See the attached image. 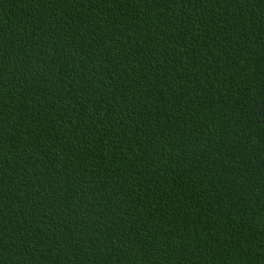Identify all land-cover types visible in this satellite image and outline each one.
<instances>
[{
  "label": "trees",
  "instance_id": "16d2710c",
  "mask_svg": "<svg viewBox=\"0 0 264 264\" xmlns=\"http://www.w3.org/2000/svg\"><path fill=\"white\" fill-rule=\"evenodd\" d=\"M0 264H264V0H0Z\"/></svg>",
  "mask_w": 264,
  "mask_h": 264
}]
</instances>
